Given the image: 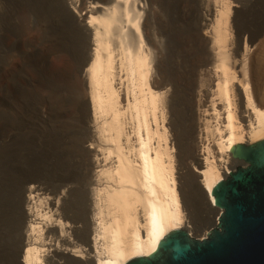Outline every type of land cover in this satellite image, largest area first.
Instances as JSON below:
<instances>
[{
  "label": "bare ground",
  "instance_id": "obj_1",
  "mask_svg": "<svg viewBox=\"0 0 264 264\" xmlns=\"http://www.w3.org/2000/svg\"><path fill=\"white\" fill-rule=\"evenodd\" d=\"M153 1L61 0L64 9L55 15L28 21L36 33L28 60L20 50L25 30L14 22L7 35L1 27L0 149L15 157L19 142L27 148L37 137L66 143L81 173L75 190L85 199L75 214L73 185L56 182L48 165L43 174L34 161L22 164L17 244L0 264H125L146 257L168 233L201 229L182 190L205 209L206 229L217 226L220 210L210 192L234 167L230 149L264 139V40L256 44L260 34L236 25L232 0H199L195 11L180 9V0H159L155 12ZM56 21L66 26L59 24L70 35L66 41L53 34ZM71 40L83 51L70 69L51 67L49 55L72 49ZM194 84L201 88L189 98V124L174 130L175 165L163 123L167 114L172 120L175 89ZM207 138L214 143L205 145ZM28 233L37 235L33 243Z\"/></svg>",
  "mask_w": 264,
  "mask_h": 264
},
{
  "label": "rangeland",
  "instance_id": "obj_2",
  "mask_svg": "<svg viewBox=\"0 0 264 264\" xmlns=\"http://www.w3.org/2000/svg\"><path fill=\"white\" fill-rule=\"evenodd\" d=\"M157 1H159V0L153 1V9L154 8L156 9V10L154 9V12L159 9L158 6H156V5H158ZM180 1H179L180 9H182V8L183 9L184 8L185 9H193L194 11L196 9H198L197 3L199 0H184V1L180 0ZM233 1L236 2L237 0H232L231 1L232 4L230 7L232 9V12L237 11L234 16L232 15L236 19V22H235L236 25L238 27H240L242 30L248 31L247 34H249L250 36L251 35L252 36H256V35L258 36L260 34L259 35L260 37L257 38L256 44H258L260 41L264 40V0H239L238 2L240 3V6H237V4L234 3ZM210 2L213 4L212 0H210ZM183 5H184V7H183ZM58 9H64L61 0H0V29H1V27H4L6 29V31H5L6 34L9 35V32H7V30H8L7 27L11 23L17 22L20 25V27H22L25 30L24 34L21 37L22 41L20 43V45H21L20 50L23 54H21L20 51L15 54L16 55L15 59L17 61L19 60L20 54L22 55V57L26 58L25 60H28L31 40H34L33 38L36 37L35 29L33 31V28L29 29L28 25H27L30 18L41 17V16H45V15H55L58 12ZM212 9H214V6ZM192 14H194V13H192ZM232 16H231V19H233ZM57 23H56V25H58V26H56V29L53 30V34H54V36H55V34H58V35H56L58 37H60V35H59L60 33L63 34L62 36L65 38H62V37L61 38L64 39V41H66L67 39H69L68 37H70V35L66 33V30L64 29L63 26H62V29L60 28L61 26L59 24L64 25L63 23H61V22H57ZM52 29L53 28L51 26L50 32H52ZM60 30H62L63 32H60ZM72 41L73 40H71V42ZM77 42L78 41L72 42V44L75 45V46H72L73 47L72 49L69 48L68 46L64 45L61 47V49H59V51L56 54H50L49 58L51 59V61H53L50 64V66L54 67V68H61V69H66V70L70 69V67L72 65L71 63L73 61L72 59L76 57L75 55L77 53H80L83 51V45L80 44L79 42L78 43ZM24 45H26V46H24ZM45 45L46 46L48 45L47 47H49L50 43L47 42ZM62 50H64V51H62ZM3 55H5V54H2L1 56H3ZM24 64L25 65L27 64L26 61H24ZM27 70H28L27 67L23 68L24 72H27ZM3 77H5V75ZM194 85L195 86H193V88H191V87H189V85H187V86H183V87H179V88L177 87L175 89L174 93H172V96H173L172 97L173 98L172 118H171L172 123L169 119V114L166 115L165 122L163 123V127L167 130L166 136L168 138L170 146L173 149L175 165H176V159L178 157V147H177L178 144H177V138L175 136L174 130L177 129V127H178V129L181 130V128L184 127V124L185 125L189 124L187 121L190 119V117H189L191 114L190 108L192 109V106H193L191 99H189V98H192V95L195 92L198 93L200 88H201V87H199L198 84L197 85L194 84ZM166 111H168V109ZM209 112L210 111H208V113ZM89 114H90L89 117H90V121H91V118H93L91 104H89ZM44 116H45V114H44ZM89 117L87 118V115H86L85 122L88 121V123H89ZM211 122L213 123V120ZM88 123H86V124H88ZM180 124H182V125H180ZM39 139H40V137L35 138V140H33V141L31 139L30 144L29 145L27 144V148H26L25 144H21V142H19L15 146L17 149H19L16 151L17 153L15 152V154H16L15 157H13V152L10 149H5L4 151L2 149H0V255L5 254V252H7L8 250H11V249L13 250L17 244V237H16L17 236L16 233L18 232V228H17L18 222L17 221H19L18 218L21 219L20 210H19V199L17 197L18 192H19V184L18 183L20 180V178L18 176H20L19 167L22 166V164L27 165V164H31L34 161L35 165H42L43 170H41V172L43 174L46 173V170L49 168V166L52 167L51 171L53 173V176H55L54 178H55L56 182L61 181V182L68 183L70 186L73 185L74 190H73V193L70 197L71 211L77 215H81V213H82L81 211H83L85 196L83 195V193L81 194L80 191L75 190L76 188H78L75 186H78V182L80 181L79 179H81V176H80L81 173H79V169L75 163L74 158L71 157L72 156L71 149L69 147H67L66 143H64V142H62L61 144H59L57 146V144H55V145L54 144H51V145L47 144L46 141L49 140V138H47V137H45L46 141H44L43 144H42V142H39ZM212 139H213V137H212ZM212 139L207 138L205 145H208V144L212 145L214 143L212 141ZM36 141L39 144L40 143L41 144L39 145ZM67 142H68V140H67ZM88 144L86 146H88ZM47 146H49V147H47ZM54 146H56V147L54 148ZM63 147H64V149H63ZM28 149H29V151H28ZM60 153H62V154L60 155ZM58 154L60 155V157ZM68 155H71V156H68ZM34 157L35 158L37 157L38 159H35ZM99 158H100L99 160H101L100 156H99ZM43 160H45V161H43ZM55 161L56 162L58 161L61 165H63V168H60L61 166L56 167ZM192 161H193V158H190L186 162L189 163ZM232 162L233 161L230 159L229 164L234 166V163H232ZM39 163H41V164H39ZM193 164H194V162L190 163V170L188 172V175L193 180L192 187H193V190L197 196L196 198H198L200 200L201 198H200V195H198V192L196 189L197 187L195 185L196 179H195V173L193 171V166H192ZM47 165H48V168H47ZM175 170H176V168H175ZM42 173H41V175H43ZM73 174H75V175H73ZM75 176H77V177H75ZM57 179H59V180H57ZM180 193H181V197L183 196L182 201H183L186 209L188 210V214H189L190 219L192 220V223L194 225H196V227L198 226V228L200 226H202L200 230H196L195 232H190L189 235L195 239L201 238V236H203V234H205V233L207 234L210 231V230L206 229V227H208L207 221H205L206 219L202 218L205 214V209H203V206H202L199 210L198 206H196L192 202L188 201L187 195H186L184 190H182V192H180ZM18 210H19V212H18ZM36 223H38V221H36ZM28 234H30V233H28ZM30 235H31L30 237L32 238L31 243H33V240H34V238L37 237V235H35V234H30ZM36 243L40 244L41 242L37 241ZM45 244H46V247L42 248L41 249L42 251L43 250L45 251L48 247L47 243H45ZM24 251H25V249H24ZM78 257L79 256H77V258ZM19 261L21 263H23V256L20 257Z\"/></svg>",
  "mask_w": 264,
  "mask_h": 264
},
{
  "label": "water",
  "instance_id": "obj_3",
  "mask_svg": "<svg viewBox=\"0 0 264 264\" xmlns=\"http://www.w3.org/2000/svg\"><path fill=\"white\" fill-rule=\"evenodd\" d=\"M229 156L236 164L210 192L217 226L202 240L174 230L125 264H264V139L234 145Z\"/></svg>",
  "mask_w": 264,
  "mask_h": 264
}]
</instances>
